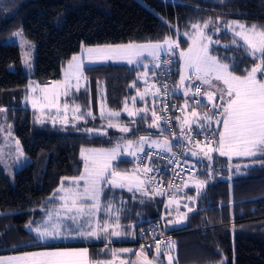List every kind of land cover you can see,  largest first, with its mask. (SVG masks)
I'll use <instances>...</instances> for the list:
<instances>
[{"label": "trees", "instance_id": "trees-1", "mask_svg": "<svg viewBox=\"0 0 264 264\" xmlns=\"http://www.w3.org/2000/svg\"><path fill=\"white\" fill-rule=\"evenodd\" d=\"M232 20L264 29V0H0V107L6 108L13 134L28 158L11 179L13 206L0 191V254L47 246L33 242L25 225L40 216L38 208L48 203L47 197L65 177L79 174L80 147L108 146L118 138L112 130L106 136L87 134L83 127L91 123L88 119L68 124L37 123L34 112L19 105L27 81L42 84L59 79L61 68L80 45H124L171 38L182 48L187 45L183 34L193 24L207 21H211L207 34L218 42L211 43V54L234 67V74L243 75L254 63L252 58L242 47L233 45L227 33L213 31ZM18 29L34 43L29 75L22 72L18 47L9 41ZM139 69L111 62L85 66L90 100L95 101L100 89L106 106L119 108L124 97L133 92L131 84ZM149 120L148 116L139 117L128 137L158 136L160 129L147 127ZM42 138L50 140L42 146ZM243 161L247 167L234 173L216 154L210 161L199 159L197 174L207 183L189 205L194 211L187 212V219L178 226L166 227V210L149 190L148 195L133 196L131 204L139 214L128 210V215L120 217L129 223L132 238L113 241V245L140 249L136 242L141 236L136 237V233L140 229L142 233L164 213L165 229L172 233L175 244L167 249L174 264H264V157ZM132 164V159L124 158L115 163L117 170ZM187 187L185 192L192 195L194 191ZM153 248H146L149 257Z\"/></svg>", "mask_w": 264, "mask_h": 264}, {"label": "snow or ice", "instance_id": "snow-or-ice-1", "mask_svg": "<svg viewBox=\"0 0 264 264\" xmlns=\"http://www.w3.org/2000/svg\"><path fill=\"white\" fill-rule=\"evenodd\" d=\"M210 23L211 21H207L203 26L193 24L192 28L195 31L183 34L189 38L191 43L186 50L179 52L182 70L176 91L182 90V95L187 99H185L183 106L173 105L182 113V118H176L180 122L181 134L184 135L185 140L192 142L194 136L207 133L204 142L195 141L194 149H190L193 157L199 158L202 155L211 160V153L213 152H217L220 156H226L229 160L233 156L255 157L260 155L264 157V29L257 25L247 26L239 22H232L225 26L233 32L234 37L239 38V40L233 39L232 44L242 47L254 61L251 68L246 69L243 75H236L234 74V67L228 63H223L211 54L210 44L218 42L211 41V38L204 31ZM219 30V28L216 29V31ZM179 47L178 41L167 38L163 42L157 43L136 44L131 42L124 45H109L103 48H88L85 50V54L88 63L91 64L105 61H123L133 65L143 64L145 55L152 57L153 60H159L162 51L176 55L175 50ZM225 47L228 48L229 46L226 45ZM165 63L168 64L171 61H165ZM143 67L146 71L139 74L137 78L147 82L148 65L143 64ZM154 67H160L159 63L155 64ZM153 75H155L154 71ZM82 80H87V77L84 76V56H73L65 70L64 80L57 82L50 88L41 89L44 93V104L41 105V111L43 108H55L57 117L61 116L63 112V118L59 122L68 124L69 104L65 102L61 108L60 98L61 96L67 97L73 90L78 92ZM187 81L193 82L186 83ZM135 86L134 81L131 87ZM32 90L35 91L36 89L33 88ZM149 94L154 97L161 94L167 96L168 85L163 84L162 87H156L155 84H152L144 92L138 90L137 96L131 98L133 107L137 97L144 100L145 96ZM32 105L34 108L37 107L38 101L33 99ZM201 106L206 107L208 111L202 114L198 112L197 108ZM189 108L191 109L190 113L188 112ZM167 110L168 105L164 103L162 112ZM0 111H4V109H0ZM123 111L129 117L140 116L141 119H146L149 109L144 107L133 110L128 107V100L126 99ZM71 112L73 113V121L82 120L85 115L95 119L90 110L85 114L79 105H74ZM142 113L144 115H141ZM100 115L101 118L118 117L120 112L107 110L106 103H102ZM151 119L152 122L149 127L160 129L161 133L166 130L161 129V121L170 123L166 117L158 114L154 107L151 109ZM132 122L136 123L137 121L133 120ZM213 124L217 126L216 129L213 128ZM108 127L118 128L125 133L131 130L119 123H112L111 119ZM87 131L91 132L92 130L88 129ZM172 135L175 139V133ZM144 144L167 152H171L173 147L167 139L163 143L155 140L149 143L147 137H140V144L135 150H131L133 142L127 141L124 153L137 157V153L144 151ZM16 148L23 155L18 140L16 141ZM119 153V145L110 151H81L84 164L83 172L77 177H65L61 181L60 186L53 194L54 198L60 201L59 209L54 213L52 211L47 213L48 220L45 223L49 226L34 229L38 238L55 240L65 236L66 233L70 234L74 230L80 238L100 239L105 237L111 243V237L127 235L119 223V210L113 213L111 204L105 206V211L109 216L115 215L114 223L105 220L101 224L95 219L101 209L100 198L103 194V186L106 184L111 188H127L130 192L135 189V191L148 195V189L145 186L150 184L153 178L148 177L147 174L153 172L154 169L145 165L142 170L138 167L131 175L121 173L116 170V165L113 163L117 160ZM145 155L150 158L152 153ZM177 166H179L178 162ZM141 174L144 176L143 179ZM66 181L67 187L65 186ZM81 182H83L82 187ZM205 183L202 180L195 181L197 195ZM184 186L187 187L188 185L185 184ZM169 187L179 188V186L172 184H169ZM153 193L155 195L165 194L159 185L153 188ZM187 199L193 200L194 197L189 196ZM172 204L176 205L178 215L175 221H167L168 224H181L187 219V212L194 211L192 207L185 204L184 207L187 212L179 213V200L174 195L169 198L165 207L167 208ZM54 216L57 219L54 220ZM61 216L65 220L71 221V225H75V229L59 222ZM162 243L159 240L155 242V254L152 258H149L146 246L141 245L140 249L134 253L135 260L121 258L120 253L133 252L132 249L123 248L112 250L110 260L97 261L96 264H117V261L119 264H162L160 259L162 254L167 260V264H174V258L171 252L167 250L175 247L174 242L168 241L167 249L162 248ZM0 264H92V262L89 260L87 248H64L24 252L21 255L7 258L0 257Z\"/></svg>", "mask_w": 264, "mask_h": 264}, {"label": "rangeland", "instance_id": "rangeland-1", "mask_svg": "<svg viewBox=\"0 0 264 264\" xmlns=\"http://www.w3.org/2000/svg\"><path fill=\"white\" fill-rule=\"evenodd\" d=\"M232 22H239V21L232 20L229 22H225L222 25H220L219 27H217L220 29L219 31H216L217 28L214 29L213 31L227 33L231 37L232 40L233 39L239 40V38L234 37L233 32L231 30H229L228 28L225 27L226 25H228ZM239 23L243 24L241 22H239ZM203 24L204 23H202L200 25L203 26ZM194 31L195 30L191 26V29L189 30L188 33H193ZM204 31H205L206 35L208 37H210V35L207 34L208 29H204ZM165 39H167V38H165ZM165 39H163L161 41L138 42L136 44H148V43L163 42ZM9 41L13 42L18 47L19 57H20V65H21L22 72L25 75L31 74V72H32V60H33V56H34V43L31 42L29 39H27L22 34V31L20 29L13 32ZM190 43H191V41L187 37V45L182 47V48H178L175 50L176 54H177V65H178V71H177V76H176V78H177L176 82L177 83H179V77H180L181 70H182V62L180 61V58H179V52L181 50H186ZM106 46H109V45H101V46L80 45L78 51L75 54H73L70 57V59L68 60V62H66L65 65L61 68L59 79L53 80V81H48V82H45L42 84L34 82L33 80L27 81V84L25 86V91L23 93V99L20 101L19 105L24 106L26 108H29L32 112H34L33 113V119L37 123L48 122V123L53 124L54 120L56 121L55 123H60L59 121L63 118V112L61 113V116L57 117L55 108H52V109L43 108V111H41V105L44 104V99H43L44 93L41 91V89H43L45 87L50 88L53 85H55L57 82H62L64 80L65 70L67 69V66H68V64L71 61L73 56L83 55L84 56V67L97 65V64H104V63H108V62L129 65L123 61H105V62H97L95 64L88 63L87 56L85 54L86 49L98 48V47L103 48ZM210 46H211V44H210ZM165 53H167V52L162 51L160 53V55L165 54ZM156 61L157 60H153L152 57L147 56V55H145V57L143 59V64L148 65L147 82H145L144 79H138L137 78L139 74H142L143 72L146 71V69L143 67V64H133L134 66L140 67V69L138 70V72L136 74V80H135L136 86L132 87L133 92L131 94L127 95L126 97H124L123 103L119 108L111 109V108H108L106 106L107 110L120 112V116H118V117L101 118L100 109H101L102 103H104V101L101 100L102 99V91L100 89H98L97 90V98L95 99L94 102L91 101L90 97H89V89L86 86L85 81H83V80L81 81V87H80L78 92L73 90L72 92H70V94L67 97L61 96V98H60L61 108H63V104L65 102H67L69 104V112H68L69 121H72V122L84 121L85 122L86 119L91 121L90 124H87V122H86L85 123L86 125L83 127L84 132H86L87 134L106 136L109 133V130L116 131V133L118 134L117 135L118 138L112 144H110L108 146H82L79 148L78 159L80 160L81 167H80V172L77 176H79L83 172V168H84L83 160L81 157V151L82 150L110 151V150L116 148L117 145H119L120 146V153L117 156V160L113 161V163L115 165V163L121 158L129 159V160L134 158L133 156L126 155L124 153V148L127 144V141H129V140H131L133 142V148L131 150H135L136 147L139 146L140 137H147L149 142L153 141V140L159 141L160 143L165 141V140L161 141L158 136L153 137V136H148L146 134H138V135H135L134 137H128L129 132L133 130L132 129V123H133L132 121L133 120L136 121L140 116L129 117L127 115V113L123 111L124 102L126 99L128 100V107L132 108L133 110H138V109L147 107L149 109L147 116L150 119L149 123H147V127L153 131H157V128L149 127V124H151V122H152L151 109L154 107V100L153 99L155 97L150 95V94L145 96L144 100H140L137 97L134 107H133L132 100H131L132 97L137 96L138 90L140 92H144V90L147 87H149L150 85H152V84L157 85V82H156L157 77L155 75H153V72H150V71H152L150 69H152V67L154 68ZM154 70H155V68H154ZM192 82L193 81H187L186 83H192ZM33 88H35L36 90L33 91L32 90ZM153 91H154V89H153ZM197 98H199V97H197ZM33 99H36L38 101V105L35 108L32 105ZM74 105H79L81 108V111L85 114L90 110L92 112L93 116H95V119H93L90 116L85 115L84 119L73 121V113L71 112V108ZM0 109H4V111H0V191H3L6 193L7 204L9 206H13L14 205V196H13V191L11 188V179H12L13 173L15 171H17L18 169H20L24 164H26L28 162V158L23 153L21 147H20V149H21L23 155H21L17 151V148H16L17 139L14 136L13 131H12V121L8 119V116L6 114V108L0 107ZM197 111L200 112L201 114L203 113L202 111H199V110H197ZM77 115H79V114H77ZM141 115H144V114L142 113ZM110 119H111L112 123H119L122 126L129 127L131 130L129 132L125 133V132H121L118 128L108 127ZM41 121H43V122H41ZM220 127H222V126H220ZM88 129H91L92 131L89 132V131H87ZM49 140L50 139H48V138H42V140H41L42 146H44ZM213 146H215V145H213ZM214 154H216L219 159L225 160V162H224L225 167L227 169L233 171L234 173H238L241 171V168L247 167V162L243 161V160L251 158V157L233 156L231 158V160H229L228 157L220 156L217 152L211 153V156ZM190 156H191V153H190ZM191 157L197 161H199V159H204V160L210 161L209 159L203 157L202 155L199 158L193 157V156H191ZM239 160H242V161L239 162ZM138 167L139 166L132 164V165L126 166L125 170H117V169L116 170L121 172V173H127V174L131 175ZM139 168L141 170L143 169L141 167H139ZM77 176H75V177H77ZM68 178H71V177H68ZM141 178L142 179L144 178V176L142 174H141ZM196 180L204 181L198 174H197L196 178H190L186 181L187 185L190 186L192 188V190L194 191V193L192 195L185 192V189L188 187H182L180 190L177 191V193L174 194L176 199L179 200V202L181 201L179 203V213L187 212V209L184 207L185 204H187V205L193 204L194 201L188 200L187 197L191 196V197H194V199H195V197L197 196V191H196V187H195V181ZM60 184L54 189L52 194H50L47 197L46 200L48 203L45 204L44 206H41L38 208L40 210V216L35 218L31 222L27 223L24 227L33 236V240H34L33 242L40 243V244H49V245H47L45 247L40 246V247H36V248H27V249L19 250V251L2 252V254H0V257L7 258V257H12V256H18L24 252H31V251H44V250H54V249H64V248H70V249L87 248L88 253H89V260L92 262V264H96L97 261L110 260L111 259V252L114 249L119 250V249H123V248H129V249H132L133 252H131V253H120V256L123 259L135 260L136 257L134 255V253L139 250L138 248L135 249L131 245H120V246H118V245H113V243H112L113 241H116L119 239L130 240L132 238L130 235L131 232H130L129 223L122 222L120 220V217H122L123 215L125 216L126 214L128 215V213H126L128 210H129L130 214L131 213H135V215L139 214V210L136 207V205L131 204L133 196L137 197L136 196L137 194H138V196H139V194H142L141 192L135 191V189L132 192H130L127 190V188H111L105 184L103 186V194L101 195V198H100L101 209H100L99 213L97 214V216L95 217V219L98 220L101 224H103V222L105 220H108L109 223H114L115 215L109 216V214H107L105 211V206L108 204H111L113 206V208H112L113 213H115L116 210H119V213H118L119 214V223L122 226V230L125 231L127 233V235L122 236V237H111L110 238L111 243H109V239L105 238V237H101L100 239L80 238L74 230L70 234L66 233L65 236H63L59 239H55V240H52L50 238L49 239L38 238V235L34 231V229H36L37 227L43 228V227L49 226L45 223L48 220L47 213L49 211H52L54 213L56 210L59 209L60 201L55 199L53 194L56 192V189L60 186ZM82 185H83V182H81V187H82ZM65 186L66 187L68 186L67 181L65 182ZM158 198H160V197H158ZM168 201L169 200H167L163 206V208L166 210V212H165V214L162 213V216L164 214V216L167 217V219H165L166 227L171 226V225L178 226L179 224H168L167 223V221H169V220L175 221V219L178 215V213L176 211V205L175 204H172L171 206H169L167 208L165 207V205L168 204ZM182 207H184V208H182ZM122 211H123V213H122ZM53 218H54V220L57 219L55 216ZM59 222L70 225L71 228L75 229V225H71V221L65 220L63 218V216H61L59 218ZM110 231H111V229H110ZM152 251H153L152 256L149 258H152L154 256L155 248H153ZM160 259L162 261V264H167V260L164 258L163 255H162V257H160ZM117 264H119V261H117Z\"/></svg>", "mask_w": 264, "mask_h": 264}, {"label": "built area", "instance_id": "built-area-1", "mask_svg": "<svg viewBox=\"0 0 264 264\" xmlns=\"http://www.w3.org/2000/svg\"><path fill=\"white\" fill-rule=\"evenodd\" d=\"M169 60L171 63L166 64L165 61ZM157 63H159L160 67L156 68V87H162L163 84H167L168 95L164 96L161 94L160 96L155 97L153 99L154 108L158 114L163 115L170 121V123H165L163 120L161 121V129L166 130L163 131V133H161L160 130L158 137L161 141L167 139L173 145L172 151H163L159 148L149 147L148 144H145L144 151L137 153V157H134L132 162L134 165H137L141 168L147 165L154 169L153 172L147 174L148 177H152L153 180L150 184H146V188L152 194H154L153 188L156 185H159L160 188L165 192L164 195H156L160 197L161 206L163 209L165 202L169 200L171 196L177 193V191L182 187H185L184 185L187 184L186 181L188 179L197 177L198 161L194 160L190 156V149H194L195 141L204 142L207 133H201L199 136H194V140L192 142L185 140L184 135L181 134L180 131V122L176 119L177 117H181L182 113L178 110V108L173 107V105L182 106V102L187 99L182 95V91H176L177 82L173 77V73L177 64V54H162L160 55V59L156 61V64ZM164 103H167L168 110L162 112V105ZM197 110L202 111L203 113L208 111V109L203 106L198 107ZM193 128H195V125H193ZM213 128L216 129L217 126L213 124ZM173 133H175V139L173 138ZM209 139L211 140V137H209ZM146 153H152L151 157L148 158L145 155ZM177 162L179 166H177ZM169 184L179 186V188H170ZM172 237V233L167 232L165 229L161 214L157 220L145 227L141 238L136 242V245L139 248L141 245H144L147 248L149 246H155V242L159 240L163 242L162 248L167 249V242L172 241Z\"/></svg>", "mask_w": 264, "mask_h": 264}, {"label": "crops", "instance_id": "crops-1", "mask_svg": "<svg viewBox=\"0 0 264 264\" xmlns=\"http://www.w3.org/2000/svg\"><path fill=\"white\" fill-rule=\"evenodd\" d=\"M150 70H152V71H150V72H155V70H154V68L152 67V69H150ZM177 71H178V65H177ZM176 81H177V78H176ZM178 84V83H177ZM151 95V94H150ZM151 98V97H150ZM149 99V98H148ZM183 104H184V102H182V106H183ZM188 112H190V108L188 109ZM181 117H182V114H181ZM40 211V210H39ZM139 231H141V229L140 230H138V232L136 233V237H139V236H141L142 235V233L141 232H139ZM131 232V231H130ZM131 235V234H130ZM132 236V235H131ZM120 240H122V239H120ZM44 245H49V244H44ZM43 247H45V246H43Z\"/></svg>", "mask_w": 264, "mask_h": 264}]
</instances>
